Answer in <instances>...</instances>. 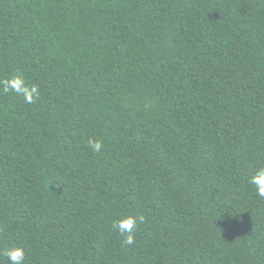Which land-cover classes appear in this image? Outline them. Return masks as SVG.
I'll list each match as a JSON object with an SVG mask.
<instances>
[{
    "label": "trees",
    "instance_id": "trees-1",
    "mask_svg": "<svg viewBox=\"0 0 264 264\" xmlns=\"http://www.w3.org/2000/svg\"><path fill=\"white\" fill-rule=\"evenodd\" d=\"M16 74L41 94L0 86V252L264 264L247 183L264 166V0H0V81ZM129 215L125 245L112 225Z\"/></svg>",
    "mask_w": 264,
    "mask_h": 264
},
{
    "label": "clouds",
    "instance_id": "clouds-1",
    "mask_svg": "<svg viewBox=\"0 0 264 264\" xmlns=\"http://www.w3.org/2000/svg\"><path fill=\"white\" fill-rule=\"evenodd\" d=\"M0 86L5 93H14L23 97L26 103H32L40 96L39 85L29 84L22 74L10 75L8 78L0 81ZM89 147L93 152H100L103 145L96 139L89 140ZM247 183L253 186L255 194L264 199V166L255 168L253 174L247 178ZM143 222V216H126L114 221L112 227L125 237L124 244L132 245L135 243V230ZM0 255L7 257L9 264H24L25 249L13 245L0 252Z\"/></svg>",
    "mask_w": 264,
    "mask_h": 264
}]
</instances>
